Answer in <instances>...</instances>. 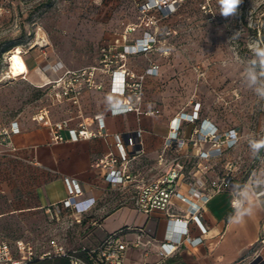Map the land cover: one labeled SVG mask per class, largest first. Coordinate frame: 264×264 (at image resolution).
Wrapping results in <instances>:
<instances>
[{"label":"rangeland","instance_id":"obj_1","mask_svg":"<svg viewBox=\"0 0 264 264\" xmlns=\"http://www.w3.org/2000/svg\"><path fill=\"white\" fill-rule=\"evenodd\" d=\"M140 2L0 0V127L15 119L26 121L42 108L57 121L64 103L72 104L52 100L45 77L97 65L102 45L152 32L157 47L129 60L136 70L150 62L161 68L157 78L145 82L146 97L156 106L169 104L187 114L186 104L193 108L198 102L199 119L209 116L222 131L236 132L238 143L209 165L218 174L226 162L234 164V182L242 185L264 156V63L256 55L258 48L264 49V0H243L229 17L220 14V0H181L168 16L143 14ZM128 26L135 29L130 34L125 33ZM16 47L27 73L14 80L8 77L7 58ZM100 76L103 88L92 90L97 92L90 96L92 105L107 98L109 79ZM122 195L117 190L111 198L118 201ZM104 205L96 200L81 223L69 216L49 220L42 210L7 215L0 218V238L44 246L56 240L77 249L90 243L99 223L96 212L110 209H102Z\"/></svg>","mask_w":264,"mask_h":264},{"label":"crops","instance_id":"obj_2","mask_svg":"<svg viewBox=\"0 0 264 264\" xmlns=\"http://www.w3.org/2000/svg\"><path fill=\"white\" fill-rule=\"evenodd\" d=\"M135 56H127L125 66L136 73H141L147 66L136 70L129 65V60ZM158 76L159 74L147 76L146 81ZM56 77L57 75L48 77L49 79L45 77L42 82L46 83L47 79L49 82ZM94 93L97 92H83L78 108L64 103L65 106L57 121L67 119L70 127H78L79 124L84 123L88 130L96 132L97 122L94 117L100 115L104 124L101 135L74 142L69 141L67 133L63 132L65 141L54 143L51 141L49 128L41 122L32 120L36 112L26 121L14 120L20 132L11 136L13 150L0 144V205L5 208L0 211V218L42 210L51 220L45 208L66 197L64 178H70L80 184L84 198L93 197L97 201H103L105 205L102 209L110 207L107 212L102 210L96 212L99 223L93 230L90 243L86 245H96L107 234L121 229H123L121 239L124 242L140 244L138 248L128 246L123 264H248L251 262L264 264V156L245 183L238 185L234 182L235 191H239V194L216 193L208 202L202 204L200 220L206 232L201 234L193 222L188 225L190 237H201V243L196 246L183 244L170 256L163 257L159 246L166 235L168 219L183 217L187 206L173 198L167 212L153 211L148 214L138 212L133 204V189L131 187L121 189L108 184L104 179L105 170L98 167L96 161L110 150L114 134H120L125 138L126 135L134 134L140 129L142 145L141 148L137 147L140 151L135 153L126 147L132 174L142 178H153L164 173L167 166L158 164V156L164 149L171 120L178 118L181 111L169 104L156 106L148 100L144 89L142 114L111 115L108 103L115 98L107 89V98L102 103L92 105L90 96ZM191 104L189 102L186 105L192 113ZM184 114L190 116L187 112ZM50 118L53 117L50 115ZM201 119H206L219 127L218 123L209 116L203 115ZM199 123L187 119L181 121L178 136L184 140V145L178 147L173 144L166 150L167 162L178 159L183 164L178 186L184 190H188L195 181H206L222 174L225 167L222 166L217 174L209 165L210 162L224 159L225 155L209 161L198 157L200 150L210 147L208 144L193 145L192 143L194 130L198 128ZM206 164L208 166L204 169ZM117 190L123 193L118 201L111 198ZM199 190L209 192L207 188H199ZM245 191L249 192V196L244 206L251 207L252 212L237 223L230 220V217L235 215V208L231 202L234 197L240 202L244 201ZM261 191L263 195L256 196V193ZM88 215L90 213L85 217ZM20 240L31 242L19 238L10 245L14 246L15 242Z\"/></svg>","mask_w":264,"mask_h":264},{"label":"built area","instance_id":"obj_3","mask_svg":"<svg viewBox=\"0 0 264 264\" xmlns=\"http://www.w3.org/2000/svg\"><path fill=\"white\" fill-rule=\"evenodd\" d=\"M181 0H141L139 10L141 13L150 11L157 12L162 16L175 13ZM135 29L128 26L125 33L130 34ZM156 36L152 32H143L139 37L126 39L120 44L107 43L99 48V61L97 65L88 66L77 70H64L53 80L44 86L48 87V93L55 102L68 101L78 108L80 96L85 91L100 90L103 82L100 75L107 76L108 93L115 100L108 103V110L111 115H122L125 113L142 114L141 103L144 95L145 81L147 76H157L159 65L150 62L141 72L136 73L125 66L127 56L147 54L155 49L158 44ZM199 107L197 102L193 106V111L189 119L184 117V113L173 118L168 126V134L163 151L158 156V164L167 166V170L153 178H142L132 174L130 170V157L126 147L138 153L141 148L140 135L138 129L134 134L126 135L123 138L120 134L113 135V144L110 150L96 161V165L105 170V181L118 188L133 189V204L138 212L148 214L153 211L167 212L171 200L176 198L187 206V211L183 217H171L168 219V229L159 249L163 257L173 254L183 244L196 246L201 243V237L192 238L189 235V223L193 222L201 234L206 232L202 225L201 208L202 204L208 202L210 198L220 192H229L234 195V164L226 162L222 174L206 181H195L188 190L179 188L178 180L181 178L183 164L178 159L166 161V150L173 144L181 147L184 140L179 138L181 121L199 120V126L194 130L193 145H205L210 147L200 150L198 157L209 161L213 158H221L226 152L232 149L239 140L236 132H224L218 126L210 123L206 119H199ZM46 108L40 109L32 116V120L41 122L49 128L51 141L60 143L65 141L63 132L67 133L69 141H78L101 135L104 129L103 119L100 115L94 117L97 122V131L88 130L86 124L81 123L78 127H70L69 120L62 119L51 121ZM20 128L16 121L10 122L7 127L0 128V144L8 146L13 150L11 136L18 134ZM206 169V166L203 167ZM66 197L47 208L45 212L49 214L51 220L59 221L63 217H73L76 223H81L89 213L96 199L93 197H83V190L75 179L64 178ZM207 188L209 192L199 190ZM263 195V191L256 193V196ZM234 201L240 202L236 197ZM123 229L107 234L98 244L89 246L81 245L77 249H67L56 240H50L46 246L33 244L26 241H16L14 246L0 238V264H42L53 259H63L67 264H123V258L128 246L140 247L138 242L128 244L121 239ZM248 264H254L253 262Z\"/></svg>","mask_w":264,"mask_h":264},{"label":"clouds","instance_id":"obj_4","mask_svg":"<svg viewBox=\"0 0 264 264\" xmlns=\"http://www.w3.org/2000/svg\"><path fill=\"white\" fill-rule=\"evenodd\" d=\"M222 9L221 15L225 17L234 16L237 13L239 6L242 4L243 0H229L226 4L225 0H220ZM256 55L260 58L261 62L264 63V49L258 48L256 50ZM252 79L254 80L255 77L253 76ZM261 96H264V91L260 93ZM249 196V192H244V201L236 202L234 201V208H235V215L230 217V220L234 222H240L246 215H250L252 212L251 207H245L244 204L247 203V199Z\"/></svg>","mask_w":264,"mask_h":264},{"label":"bare ground","instance_id":"obj_5","mask_svg":"<svg viewBox=\"0 0 264 264\" xmlns=\"http://www.w3.org/2000/svg\"><path fill=\"white\" fill-rule=\"evenodd\" d=\"M21 58H22V53L20 51V48L18 47H16L14 51H12L9 54L7 58V61H8V71L7 72H8L9 78L17 80V79H21L25 77L27 73V67L22 63ZM48 79H47V82H48Z\"/></svg>","mask_w":264,"mask_h":264},{"label":"trees","instance_id":"obj_6","mask_svg":"<svg viewBox=\"0 0 264 264\" xmlns=\"http://www.w3.org/2000/svg\"><path fill=\"white\" fill-rule=\"evenodd\" d=\"M199 121V120H197ZM36 264H39V263H36ZM42 264H67V262L63 259H53V260H50L48 262H44Z\"/></svg>","mask_w":264,"mask_h":264},{"label":"snow or ice","instance_id":"obj_7","mask_svg":"<svg viewBox=\"0 0 264 264\" xmlns=\"http://www.w3.org/2000/svg\"><path fill=\"white\" fill-rule=\"evenodd\" d=\"M226 4L229 2V0H225Z\"/></svg>","mask_w":264,"mask_h":264}]
</instances>
